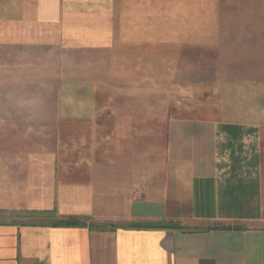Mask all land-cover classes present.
<instances>
[{"label":"crops","instance_id":"1","mask_svg":"<svg viewBox=\"0 0 264 264\" xmlns=\"http://www.w3.org/2000/svg\"><path fill=\"white\" fill-rule=\"evenodd\" d=\"M142 25L155 47L214 50L216 111L171 120L160 164L91 162L83 183L61 182L52 153L6 165L0 212L101 226L0 222V264H264V0H0L5 48L104 52ZM66 78L65 112L89 117L94 79Z\"/></svg>","mask_w":264,"mask_h":264},{"label":"rangeland","instance_id":"2","mask_svg":"<svg viewBox=\"0 0 264 264\" xmlns=\"http://www.w3.org/2000/svg\"><path fill=\"white\" fill-rule=\"evenodd\" d=\"M141 27L133 36L153 37L149 47L140 38L104 52L0 46L1 172L16 158L20 164V156L38 152L56 155L57 177L70 183L85 182L91 162L160 164L171 120L204 119L216 111L222 98L213 79L214 50L155 47L160 43L154 37L159 39L160 33H146ZM81 72L94 79L95 110L89 117L70 118L65 108L73 98L65 81ZM1 181L4 184V176ZM30 212H0V222L53 221ZM73 217L78 226L97 224ZM119 226L125 225L111 228Z\"/></svg>","mask_w":264,"mask_h":264},{"label":"trees","instance_id":"3","mask_svg":"<svg viewBox=\"0 0 264 264\" xmlns=\"http://www.w3.org/2000/svg\"><path fill=\"white\" fill-rule=\"evenodd\" d=\"M30 214L33 215H38V216H44V217H49L53 219L51 224H46V223H33V224H26V225H38V226H53V227H74L78 226V218L77 217H58L54 211H34L30 212ZM77 219V220H76ZM128 228H150V227H155V226H142V225H137V224H131L127 226ZM160 227V226H156Z\"/></svg>","mask_w":264,"mask_h":264}]
</instances>
